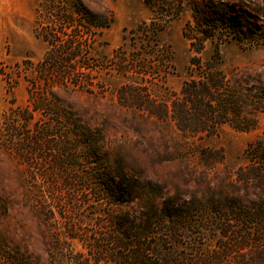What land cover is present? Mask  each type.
<instances>
[{
    "label": "rangeland",
    "instance_id": "obj_1",
    "mask_svg": "<svg viewBox=\"0 0 264 264\" xmlns=\"http://www.w3.org/2000/svg\"><path fill=\"white\" fill-rule=\"evenodd\" d=\"M50 1L0 0V122L11 102L19 107L28 104L26 79L13 74L14 88L7 80L17 63L37 62L47 52V43L35 30L40 10ZM57 1L69 12L71 0ZM219 1L233 12L246 14L256 29L264 30V0ZM153 2L158 8L163 6L159 0ZM83 3L95 21L110 22L97 37L96 58L111 66L106 59L123 49L131 58L140 54L146 61L132 60L126 75L105 66L95 75L91 92H59L62 104L72 108L91 144L87 149L73 143L75 158L81 160L72 173L90 175L98 168L94 162L102 158L104 166L120 167L128 176L164 190L181 206L193 207L192 224L207 226L203 238L205 247L214 252L215 264H264L254 263V254L237 245L249 233L228 216L235 205L231 200L264 206V112L250 132L224 125L213 136L185 139L165 107L170 111L183 82L196 76L189 70L193 55L184 36L186 24L193 21L190 2L185 1L179 17L158 33L159 46L146 53L133 48L134 41H141V33H129L153 15L144 0ZM160 12H164L162 8ZM215 42V37L207 41L203 62L211 60ZM220 52L217 70L242 91L252 88L260 93L264 88V43L250 45L230 36ZM155 54L166 62L154 65ZM70 130L69 136L74 138ZM51 158L49 151L40 152L33 157V168L26 169L14 152L0 145V264H51L50 235L40 212L41 192L33 181L36 174L51 170ZM180 234L189 238L193 233L189 229ZM263 236L261 230L258 237ZM223 256L224 263L218 260Z\"/></svg>",
    "mask_w": 264,
    "mask_h": 264
},
{
    "label": "trees",
    "instance_id": "obj_2",
    "mask_svg": "<svg viewBox=\"0 0 264 264\" xmlns=\"http://www.w3.org/2000/svg\"><path fill=\"white\" fill-rule=\"evenodd\" d=\"M144 1L152 17L129 31L141 33V41H134L133 48L142 53L159 46L158 33L179 17L185 1L193 9V21L186 24L184 36L193 55L189 70L196 76L183 82L170 111L165 105L181 135L185 139L213 136L224 125L240 132L254 130L264 112V88L260 93L252 88L242 91L217 65L220 46L230 36L258 45L264 43V30L219 0H159L163 5L159 8L153 0ZM65 8L51 0L40 10L35 32L48 50L41 60H24L11 71L10 88H14L13 74L26 79L28 104L19 107L11 102L0 122V145L14 152L26 169L33 168L38 153L51 154V170L33 178L41 192L40 212L50 235L51 264H215L214 252L205 247L203 238L207 226L192 224L193 207L181 206L164 190L128 176L120 167L104 166L102 158L94 162L98 168L92 174L72 173L80 159L75 158L73 143L87 149L91 144L72 108L62 104L59 92L92 91L95 75L108 65L96 58V40L110 22L95 21L83 0H71L69 12ZM214 37V54L203 62L206 43ZM122 52L119 49L106 59L122 75L130 72L132 60L146 61L140 54L131 58ZM152 59L157 62L154 65L166 62L158 54ZM231 202L235 205L228 211L230 220L249 233L237 245L254 254V263L264 262V236L258 237L264 230V206ZM189 229L193 233L189 238L180 234ZM229 229L226 226V233Z\"/></svg>",
    "mask_w": 264,
    "mask_h": 264
}]
</instances>
